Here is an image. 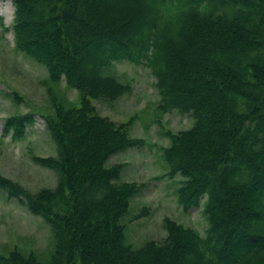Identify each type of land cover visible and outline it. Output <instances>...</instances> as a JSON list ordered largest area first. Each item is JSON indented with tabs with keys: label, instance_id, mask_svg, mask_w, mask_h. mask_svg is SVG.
<instances>
[{
	"label": "trees",
	"instance_id": "16d2710c",
	"mask_svg": "<svg viewBox=\"0 0 264 264\" xmlns=\"http://www.w3.org/2000/svg\"><path fill=\"white\" fill-rule=\"evenodd\" d=\"M8 1L15 49L45 68L50 85L64 81L79 106L47 88L56 156L33 161L56 175L53 188L30 193L0 176V190L48 226L52 253L42 263L13 249L0 264H264V0ZM115 63L147 68L160 111L192 119L162 157L169 177L182 178L179 207L202 203L204 237L166 220L162 241L126 243L140 186L107 162L142 143L91 104L130 92L109 73ZM32 121L7 119L3 135L21 136Z\"/></svg>",
	"mask_w": 264,
	"mask_h": 264
},
{
	"label": "rangeland",
	"instance_id": "374dc122",
	"mask_svg": "<svg viewBox=\"0 0 264 264\" xmlns=\"http://www.w3.org/2000/svg\"><path fill=\"white\" fill-rule=\"evenodd\" d=\"M10 1H0V176L17 183L30 193L56 185V175L36 165L33 158L55 157L56 148L44 117L52 114L47 88L74 106L78 95L65 82L52 86L44 67L18 52L14 46ZM130 92L113 102L92 100L95 113L115 126H125L129 138L141 146L110 157L107 166L122 164L121 181L135 183L140 192L130 205L125 223V240L133 249L148 241L160 242L166 236L165 221L196 231L204 237L208 224L198 209L184 212L177 202L182 178L169 177L162 152L169 146V135L187 130L193 121L176 111L162 113L155 79L144 66L115 63L109 70ZM47 82V83H46ZM44 84V85H43ZM33 115L21 136L13 131L3 135L7 119ZM13 249L32 253L46 262L53 250L48 226L31 215L21 199H9L0 190V254Z\"/></svg>",
	"mask_w": 264,
	"mask_h": 264
}]
</instances>
